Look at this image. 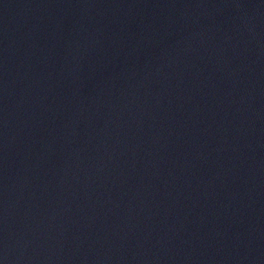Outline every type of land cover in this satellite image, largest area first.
<instances>
[{
  "label": "water",
  "instance_id": "obj_1",
  "mask_svg": "<svg viewBox=\"0 0 264 264\" xmlns=\"http://www.w3.org/2000/svg\"><path fill=\"white\" fill-rule=\"evenodd\" d=\"M0 264H264V0H0Z\"/></svg>",
  "mask_w": 264,
  "mask_h": 264
}]
</instances>
